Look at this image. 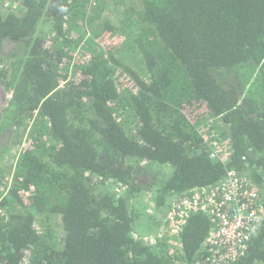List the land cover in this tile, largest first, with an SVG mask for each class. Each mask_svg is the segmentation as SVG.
I'll list each match as a JSON object with an SVG mask.
<instances>
[{"label":"trees","instance_id":"16d2710c","mask_svg":"<svg viewBox=\"0 0 264 264\" xmlns=\"http://www.w3.org/2000/svg\"><path fill=\"white\" fill-rule=\"evenodd\" d=\"M0 96V149L25 145L0 264H200L214 220L150 241L135 196L235 170L264 203V0H0ZM231 264H264V225Z\"/></svg>","mask_w":264,"mask_h":264},{"label":"built area","instance_id":"2783aa9c","mask_svg":"<svg viewBox=\"0 0 264 264\" xmlns=\"http://www.w3.org/2000/svg\"><path fill=\"white\" fill-rule=\"evenodd\" d=\"M210 144L212 159L221 162L231 159L229 143ZM11 184L0 188V204L8 197ZM145 198L150 201L148 206L153 211L150 216L158 218L160 228L158 234L148 237L152 238L150 241H154V237L177 235L186 225L188 217L195 212L214 220L215 226L206 241L210 253L200 264H231L236 261L264 225V203L260 188L249 176L235 170H229L217 186L193 189L188 195L173 197L168 208L162 212L156 209L152 194H147Z\"/></svg>","mask_w":264,"mask_h":264},{"label":"rangeland","instance_id":"374dc122","mask_svg":"<svg viewBox=\"0 0 264 264\" xmlns=\"http://www.w3.org/2000/svg\"><path fill=\"white\" fill-rule=\"evenodd\" d=\"M94 6V5H93ZM105 9V8H104ZM2 103V97L0 96V105ZM10 141V144L5 146L2 149H0V153L3 154L4 156V159H5V162H4V165H5V168H4V172L5 175L3 177H6L5 181H3V183L0 185V188L1 189H4V187L12 182L13 180V177H14V172H15V163H18V160L21 156V153L23 151V149L25 148V145L24 144H20V145H16V144H12V141ZM18 159V160H17ZM119 185L116 187H114V190L116 192H119V189H118ZM120 193V192H119ZM148 193H145V191H142L139 196H135V197H138V201H143V204L145 205L146 207V204H147V209L145 210L144 209V213H143V224L140 225V235H144L145 237H143L144 239L150 237V236H154L156 234L159 233V222L157 221V217H151L150 215L153 214V211L149 208L148 204H150V201H147L146 200V196H147ZM146 203V204H145ZM157 239V237H154L153 240ZM147 240H152V238H148Z\"/></svg>","mask_w":264,"mask_h":264}]
</instances>
